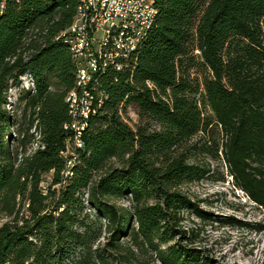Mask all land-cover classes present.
Returning a JSON list of instances; mask_svg holds the SVG:
<instances>
[{
	"label": "trees",
	"instance_id": "obj_1",
	"mask_svg": "<svg viewBox=\"0 0 264 264\" xmlns=\"http://www.w3.org/2000/svg\"><path fill=\"white\" fill-rule=\"evenodd\" d=\"M154 5L155 21L130 67L102 82L109 95L89 119L83 147L64 177L65 97L75 76L59 34L77 0H6L0 14V206L16 217L0 225V264H133L144 250L161 264H225L189 247L191 236L179 225L184 208L211 219L179 188L206 173L185 150L178 152L195 136H210V144L193 146L214 157L220 149L234 185L264 207V0ZM192 69L205 71L203 78ZM20 104L28 125L12 136ZM128 105L137 109L134 128L123 120ZM32 127L38 145L22 154ZM49 173L58 185L50 190L56 196L51 208L39 189ZM26 195L31 207L19 216L14 207ZM123 197L130 210L110 202Z\"/></svg>",
	"mask_w": 264,
	"mask_h": 264
},
{
	"label": "rangeland",
	"instance_id": "obj_2",
	"mask_svg": "<svg viewBox=\"0 0 264 264\" xmlns=\"http://www.w3.org/2000/svg\"><path fill=\"white\" fill-rule=\"evenodd\" d=\"M192 76L203 78L205 71L192 69ZM198 74H197V73ZM197 74V75H196ZM128 115H124L129 122V127L134 128L138 121L136 106L131 105ZM20 104L14 109L16 124L12 130V136H18L16 128L21 125V129L28 125V116H22ZM205 114L213 118V113L208 106L204 109ZM28 138L25 145L18 151L23 154L32 152L37 146V137L33 127L29 129ZM22 137V135L20 136ZM221 133L217 138L221 139ZM223 139V138H222ZM206 140L210 144V136H195L190 139L180 150L186 151L188 161L206 170L203 178L199 180L183 182L179 185L181 191L187 194L190 199L196 202L203 211L211 215L209 218L197 216L190 208H184L181 212L179 221L180 228L187 231V236H191L187 245L192 248L200 249L212 259L225 264H263L264 263V207L252 201L239 187L235 186L228 172L227 165L223 159L221 150L218 151L219 157L209 155L206 151H200L198 146L200 141ZM194 143H199L195 148ZM16 140H12L15 147ZM20 157V155H19ZM111 165L117 163L112 160ZM50 173L44 176L40 183V194L43 202L48 204V208L54 205L56 196L51 192L57 190L58 185L51 184ZM51 190V191H50ZM14 211H18L19 216L29 212L31 200L28 195L19 196ZM111 203L117 207L130 210V201L127 197L112 198ZM87 211H89L87 209ZM93 212V211H91ZM16 216L7 214V211L0 206V225L3 222H11ZM91 218V216H89ZM218 217V218H215ZM107 234L102 233L99 239L103 243ZM133 264H161L150 250L137 252L132 259Z\"/></svg>",
	"mask_w": 264,
	"mask_h": 264
},
{
	"label": "built area",
	"instance_id": "obj_3",
	"mask_svg": "<svg viewBox=\"0 0 264 264\" xmlns=\"http://www.w3.org/2000/svg\"><path fill=\"white\" fill-rule=\"evenodd\" d=\"M5 7L6 0H0V14ZM155 17L154 0H77L70 25L59 34L68 44L75 76L65 97L69 120L62 125L66 134L61 152L65 159L64 177L70 174L83 147L82 136L89 119L109 95L102 82L130 67ZM20 79L27 87L31 84L27 77ZM15 94V88L10 87L8 99L13 101ZM6 106L11 110V103ZM131 107L128 105L123 114L127 124L124 115L129 114Z\"/></svg>",
	"mask_w": 264,
	"mask_h": 264
}]
</instances>
